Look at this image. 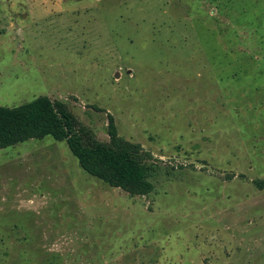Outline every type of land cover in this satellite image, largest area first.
I'll return each instance as SVG.
<instances>
[{
    "label": "rangeland",
    "instance_id": "1",
    "mask_svg": "<svg viewBox=\"0 0 264 264\" xmlns=\"http://www.w3.org/2000/svg\"><path fill=\"white\" fill-rule=\"evenodd\" d=\"M41 96L104 143L112 116L154 190L3 149L0 264H264V0H0V106Z\"/></svg>",
    "mask_w": 264,
    "mask_h": 264
},
{
    "label": "trees",
    "instance_id": "2",
    "mask_svg": "<svg viewBox=\"0 0 264 264\" xmlns=\"http://www.w3.org/2000/svg\"><path fill=\"white\" fill-rule=\"evenodd\" d=\"M108 119L110 140L104 143L80 126L64 103L47 96L15 108L0 106V151L51 136L66 141L82 169L103 183L131 196L150 195L154 190L150 153L121 138L114 118Z\"/></svg>",
    "mask_w": 264,
    "mask_h": 264
},
{
    "label": "water",
    "instance_id": "3",
    "mask_svg": "<svg viewBox=\"0 0 264 264\" xmlns=\"http://www.w3.org/2000/svg\"><path fill=\"white\" fill-rule=\"evenodd\" d=\"M116 77H119V74H117V76Z\"/></svg>",
    "mask_w": 264,
    "mask_h": 264
}]
</instances>
